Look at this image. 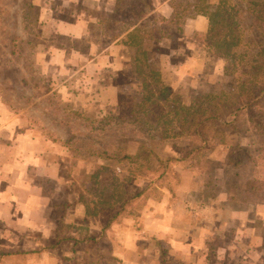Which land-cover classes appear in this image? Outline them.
<instances>
[{
  "label": "rangeland",
  "instance_id": "rangeland-1",
  "mask_svg": "<svg viewBox=\"0 0 264 264\" xmlns=\"http://www.w3.org/2000/svg\"><path fill=\"white\" fill-rule=\"evenodd\" d=\"M34 1L0 0V82L5 87V94L10 95L12 104L20 108L25 107L41 127L39 133L45 142L44 148L49 147L48 152L52 151L58 159L56 169L60 175L59 179L69 184L68 188H59L56 192L57 216L66 218L63 217L59 224L60 229L62 232H68V235H72L73 232L74 237L83 241L86 237L92 238L89 233L93 235L94 231L91 232L90 229L96 227L97 232L93 236L95 240L81 242L73 248L74 253L71 256L73 262L68 264H126L122 257L113 254L116 246V230L111 226L106 230L107 232L105 231L107 234L99 233L101 228L105 230L106 227L103 226H106L110 212H102L95 218L92 217L91 222H73L76 219L74 217L72 220L74 210L69 211L66 207H71L74 203L71 200L64 201L65 194L73 195L75 202L86 207L82 199L85 202L99 187L92 181V174L100 172L101 179L109 180L113 177L112 169L116 168L115 165L103 158L90 155L94 151L98 153L104 149L111 154L127 152L148 157L154 169L159 165L160 159L180 157L184 149L198 146L200 141L197 136L161 140L157 131H151L152 124L149 125L153 111L148 106L143 109L135 105L139 100L141 87L133 72V66H123L120 70L122 65L119 59L118 61L113 59L115 56L102 57L90 51L92 40L96 41L98 37L99 31L96 27L92 29L93 35L89 38L75 39L60 34L56 30L54 21L43 23L42 14L46 6L42 3L35 4ZM216 1L208 0L205 9H213ZM52 2L57 18L70 19L71 15L88 10L83 0H52ZM174 2L179 6L177 9H181L183 5L180 4H186L190 0H174ZM243 21L249 28V38L258 43L261 37L253 27L251 29L253 16L246 13ZM24 25L28 28L26 33ZM206 34L194 31L186 37H181L172 33L168 47H164L163 50L155 49L157 43L151 42L149 45L151 60L155 67L161 57L172 61V64L162 71V75H165L164 79L173 90L174 97L186 103L208 93L230 90L234 84L233 75L225 73L226 61L210 55L204 48L201 39ZM39 49L44 53L39 60L46 59L43 62L50 63L51 57H48L53 53L57 57V64L55 63L53 67L38 64V54L41 53ZM11 50L14 51V55ZM61 50L65 51V56L57 53ZM92 58H95L96 62L100 60L101 65L90 66V63H93ZM198 59L201 60L199 65ZM179 64L180 67H177ZM122 114L127 116L123 122L111 118L113 122L106 125L105 121H102L106 115ZM244 118L245 116L238 118L234 129H225L223 136L225 143L221 145L232 149L244 140L243 142L248 144L243 146H247L259 157V162L245 164L247 167L227 168L226 173L231 172L229 174L231 175L236 171V175L239 176L232 178L228 176L227 180L216 176L217 173L223 175L224 170L221 171L219 168L225 162L212 160L211 170L200 174L198 170L193 171L196 178L200 176L202 184L200 190L203 191L200 196L204 195L202 201L212 199V203H219L215 206L221 207V199L225 194L221 189H228L230 192H236L230 203L240 204L243 207L256 204V202H248L238 192L254 175L264 178V132H245L247 123ZM176 168L180 171L179 178L173 177L170 173L167 179L159 183L155 180L157 174L150 170L146 178L134 179L127 183L126 188L132 193L147 185L153 187L142 210L158 204L160 207H166L168 203L173 204L174 207H188L192 210L198 208V189L192 193L193 198L190 197V202H186L183 194L181 195L185 192L184 173L188 169H184L182 164L176 165ZM121 173H126V170H122ZM44 180H41L44 182V192L54 191L55 181ZM166 184H169L172 190H169ZM189 186L192 189V185ZM189 186L187 189L190 188ZM169 195H171L170 201L166 200L165 204L162 203V198ZM94 204L90 203L89 207L92 209L95 207ZM194 220L198 223V219L193 218L192 222ZM72 224L73 230L70 227ZM138 224L136 222L135 225L140 228ZM193 230V235H198V224ZM224 235H214L206 246L203 262H198L196 259L198 244H190L192 247L190 250L187 245L186 250L183 251V245L179 243L177 246H172L173 250L170 252L171 247L160 243L157 238L151 241L150 238L148 240L151 249L154 248L155 252L151 254L152 257H148L150 261L148 264H250L247 262L248 255L259 252V247L255 244L243 250L244 252L234 249L236 247L229 242V237ZM197 238L191 239L190 243ZM262 241L264 243V240ZM243 253L245 256L241 260ZM260 264H264V260Z\"/></svg>",
  "mask_w": 264,
  "mask_h": 264
},
{
  "label": "crops",
  "instance_id": "crops-1",
  "mask_svg": "<svg viewBox=\"0 0 264 264\" xmlns=\"http://www.w3.org/2000/svg\"><path fill=\"white\" fill-rule=\"evenodd\" d=\"M117 1L83 0L88 10L82 11L83 13L77 12L71 15L70 19L67 17L57 18L55 16L52 0H35L34 3H42L46 6L42 14L44 15L42 17L43 23H52L54 21L56 30L60 34L75 39H86L93 35L92 29L95 27L99 31L97 36L99 37V34H102L103 20L107 13L115 9ZM190 2L197 3L198 1L190 0ZM152 5L154 13L169 18L174 14L177 3L174 0H152ZM23 28L25 33L28 32L27 25H24ZM194 31H198L200 34L207 33L208 18L205 15L199 14L196 17L186 18L183 24V31L179 35L186 37ZM126 33L120 35L108 45L100 44L97 37L96 41L92 40L93 42H91L89 49L98 54V56H115L113 59L116 61L119 59L122 65L120 70L123 66L129 67L130 65L134 67L133 61L137 48L125 42L123 36ZM171 34V32L164 29L159 41L149 40L145 44L150 65L160 70L161 73L165 67H169L168 65L172 64V61L161 57L155 67L151 60L149 45H151V42L157 43L155 49L163 50L164 47H168ZM39 51L41 53L38 54V64L42 66L50 65L51 67L55 63L57 64V57L53 53L48 57H51L50 63L48 61L43 62L46 59L39 60L42 56L41 54H44L42 50L39 49ZM11 52L14 55V51L11 50ZM53 52L55 51L53 50ZM57 53L65 56L64 50ZM95 60V58H92L93 63H90V66L95 67L101 63L100 60L99 62ZM199 62H201L200 59H198V65L200 64ZM177 67H180V64ZM162 76L163 78L165 77V75ZM4 89L3 83L0 82V264L72 263L73 248H76L81 242H88L91 238L86 237L81 241L74 237L73 232L71 233L72 235H68V232H62L60 229L59 224L64 216L61 218L57 216L58 207L55 206L57 205L56 198L58 195H56V192L59 188H68L69 184L59 179L60 175L56 169L58 159L55 158L52 151L48 152L49 147L44 148L45 142L39 133L41 127L37 125L25 107L20 108L12 104L10 95L5 94ZM243 141L240 142L241 145L248 144ZM223 146L219 145L211 154L212 160L221 163L225 162L230 149ZM242 166L247 167V165L238 167ZM233 167L238 168L226 163L224 165L221 164L219 169L221 171L222 169L224 170L222 171L223 175L220 176L219 174L221 173H217L216 176L224 177L226 180L228 176H231V178L233 176L239 177L236 175V171L232 172L234 174L231 175H229L231 172L226 173L227 168ZM192 172V170H187L184 173L183 185L185 186V192L181 193V195L183 194L186 202H190L192 193L198 189V208L192 210L188 209V207H174L173 204L169 203L166 207H160L158 204L153 207H145L136 218L131 216L123 217L112 225V228L117 233L113 254L122 257L126 264H148L150 262L148 257H152L151 254L155 252L154 248L151 249L150 241L157 238L160 243L172 248L170 252L173 250L172 246H177L179 243L183 245V251L186 250L187 245H189L188 248L190 250L192 248L190 244H198V250L195 252L197 253L196 259H198V262H203L206 246L214 238V235L225 234L224 236L227 235L229 237H226L229 242L236 247L234 249L240 251H245L248 247L256 244L259 247V252L253 255L249 254L247 262H250V264L262 263L264 260V243L262 241L264 240V202H256L254 206L250 207L230 203L233 201V196L236 195V192H230L228 189H221L222 192H225L224 197L221 199V207L215 206L219 203H212V199L202 201L201 198L204 195H202L203 197L200 196L201 192H203L200 190L202 187L200 176L198 175V178H196ZM256 176L254 175V177ZM41 180L46 182L55 181L53 185L55 186V188L53 187L54 191L44 192V182ZM190 184L192 189L189 186ZM197 184L198 187L196 188ZM188 186L190 188L187 189ZM65 195L64 201L71 200L74 203L71 207H66L69 211L74 210L72 220H74V217L76 219L73 222H91L92 217H96L88 215L86 208L75 202L73 195ZM170 199L171 195L166 198L164 196L162 203L166 202V200L169 202ZM199 205L205 207H200ZM198 215L199 217H197ZM193 218L198 219V223L195 220L192 222ZM64 219L66 218L64 217ZM138 221L140 222L139 224ZM136 222L140 228L136 227ZM197 224L198 235H193V228ZM70 227L71 230L74 229L73 224ZM95 228L94 226L90 229L91 232L92 230L94 231L93 235L89 233L92 238L97 232ZM106 230V228L105 230L101 228L99 233L107 234ZM194 238L197 239L190 243L191 239ZM243 247L244 249H242ZM226 256L230 259L228 255ZM242 256L241 260L244 259V253Z\"/></svg>",
  "mask_w": 264,
  "mask_h": 264
},
{
  "label": "trees",
  "instance_id": "trees-1",
  "mask_svg": "<svg viewBox=\"0 0 264 264\" xmlns=\"http://www.w3.org/2000/svg\"><path fill=\"white\" fill-rule=\"evenodd\" d=\"M207 2L180 4L181 9L176 5L174 14L166 18L154 13L152 0H118L115 9L103 20V32L98 37L100 44L108 45L127 32L123 39L137 48L133 72L141 92L135 105L143 109L148 106L153 111L149 122L151 131H157L161 140L197 136L200 141L198 146L184 149L180 157L160 159L154 169L149 158L141 155L111 154L104 149L89 153L116 167L109 180L101 179L100 172L92 174V181L99 187L85 202L82 199L88 215L110 212L106 229L123 217H138L150 197L153 187L147 185L132 193L126 188L128 182L146 178L151 171L157 174L155 180L159 183L170 173L179 178L178 164L184 169L198 170L199 174L211 170V154L225 143V129H234L242 116L247 123L245 132H264V0H217L211 10L205 9ZM246 13L253 16L251 29L261 37L258 43L249 38V28L243 21ZM199 14L208 18V31L201 42L210 55L226 61L225 73L233 75L234 84L230 90L208 93L186 103L174 97L161 71L150 65L145 44L149 40L159 41L164 29L181 34L186 18ZM111 118L123 122L127 116L106 115L102 121L109 125L113 122ZM258 162L259 157L241 144L230 149L225 160L227 165L236 167ZM124 169L126 173H121ZM165 186L172 190L169 184ZM238 193L248 202H264V178L249 179ZM90 203H95V207L91 209Z\"/></svg>",
  "mask_w": 264,
  "mask_h": 264
}]
</instances>
